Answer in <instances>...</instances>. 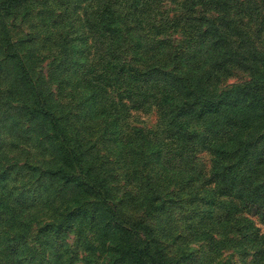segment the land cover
I'll return each mask as SVG.
<instances>
[{"label": "rangeland", "instance_id": "obj_1", "mask_svg": "<svg viewBox=\"0 0 264 264\" xmlns=\"http://www.w3.org/2000/svg\"><path fill=\"white\" fill-rule=\"evenodd\" d=\"M141 243L264 264V0H0V264Z\"/></svg>", "mask_w": 264, "mask_h": 264}, {"label": "trees", "instance_id": "obj_2", "mask_svg": "<svg viewBox=\"0 0 264 264\" xmlns=\"http://www.w3.org/2000/svg\"><path fill=\"white\" fill-rule=\"evenodd\" d=\"M218 104L219 102L216 103L215 107H211V105H204L205 106L204 108H208V109H202L203 107H201V109H198V111H196V115L202 116L203 114L206 113L217 112L219 110ZM47 114L50 115L49 117L51 118L52 124L56 131V136H58L61 139V144L62 145L67 144L69 140L58 117L51 112H47ZM63 148L64 146H62V149ZM135 253H136V258L139 259V261H141L143 264H158L155 254L152 251H150L146 243H141L140 247L135 251Z\"/></svg>", "mask_w": 264, "mask_h": 264}]
</instances>
